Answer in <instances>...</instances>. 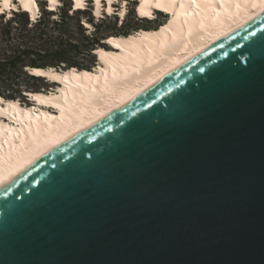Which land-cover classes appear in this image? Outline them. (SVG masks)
Returning <instances> with one entry per match:
<instances>
[{
	"label": "water",
	"instance_id": "95a60500",
	"mask_svg": "<svg viewBox=\"0 0 264 264\" xmlns=\"http://www.w3.org/2000/svg\"><path fill=\"white\" fill-rule=\"evenodd\" d=\"M0 264H264V12L9 179Z\"/></svg>",
	"mask_w": 264,
	"mask_h": 264
},
{
	"label": "bare ground",
	"instance_id": "6f19581e",
	"mask_svg": "<svg viewBox=\"0 0 264 264\" xmlns=\"http://www.w3.org/2000/svg\"><path fill=\"white\" fill-rule=\"evenodd\" d=\"M0 0V13L21 8L35 17L37 0ZM86 0H72L74 8ZM112 10L113 0H93L95 14L101 2ZM50 9L58 0H47ZM137 14L154 18V10L167 14L157 27L111 35L108 47L99 46L92 69L53 66L31 67L45 77L49 90H28L31 102L0 96V190L25 172L56 143L112 105L146 87L170 66L264 12V0H138ZM123 15L122 11L120 12Z\"/></svg>",
	"mask_w": 264,
	"mask_h": 264
},
{
	"label": "trees",
	"instance_id": "16d2710c",
	"mask_svg": "<svg viewBox=\"0 0 264 264\" xmlns=\"http://www.w3.org/2000/svg\"><path fill=\"white\" fill-rule=\"evenodd\" d=\"M60 2L58 7L49 9L41 1L42 9L34 18L21 8L11 10L8 18L7 12L0 13V96L25 98L28 90H38L24 83V80L46 81L45 77L30 73L31 67L91 69L96 63V47L105 46L104 41L111 34L126 35L132 31L130 25L121 22L119 31L112 32L110 21L117 28L118 14L103 11L96 16L91 1L80 8H73L71 0Z\"/></svg>",
	"mask_w": 264,
	"mask_h": 264
},
{
	"label": "rangeland",
	"instance_id": "374dc122",
	"mask_svg": "<svg viewBox=\"0 0 264 264\" xmlns=\"http://www.w3.org/2000/svg\"><path fill=\"white\" fill-rule=\"evenodd\" d=\"M41 1L44 2L45 4H47L48 2L46 0H37L36 5L37 8L40 10L42 9L41 7ZM88 1H91V4H93V0H86L85 3L87 4ZM114 3L112 5V10L110 12L107 11V2H101V7H100V13L99 14H95L94 12V4H93V13L96 16H101V13L103 11H105L106 13H117L118 17H117V28L112 27V21H110V26L109 28L112 30V32H118L119 29L121 28V22H123V25H130L132 27V31H135L136 29H134L136 26L138 27L137 29L140 28H152V27H157L160 24L164 23L167 20V14L166 13H155L154 14V18H151V20H144V19H138L135 15L137 14V8H138V1H131V0H113ZM12 2H15L16 4H18V0H13ZM72 2V0H71ZM134 3V4H133ZM61 4L60 0H58V6ZM132 4L134 5V10H132ZM73 5V2H72ZM56 6V7H58ZM48 9V8H47ZM103 9V10H102ZM117 10V11H116ZM123 13V15H121V12ZM38 15V13L35 14V17ZM9 16H11V13H7L6 17L8 18ZM84 16V15H82ZM138 16V14H137ZM53 17H56L53 16ZM140 17V16H139ZM145 18V17H144ZM84 20V19H83ZM106 24H109V20L106 21ZM89 25V24H88ZM90 26V25H89ZM114 35V34H111ZM102 46V45H100ZM99 47V46H98ZM96 47V49L98 48ZM103 47H108V46H103ZM96 58V56H95ZM24 83H26L27 86H32L34 88L37 89H45V90H49V88H52L53 85L49 84V82L46 80L44 81H27L24 80ZM15 99H19V101L23 104V105H30L31 102L25 97H16Z\"/></svg>",
	"mask_w": 264,
	"mask_h": 264
},
{
	"label": "snow or ice",
	"instance_id": "6c2138e0",
	"mask_svg": "<svg viewBox=\"0 0 264 264\" xmlns=\"http://www.w3.org/2000/svg\"><path fill=\"white\" fill-rule=\"evenodd\" d=\"M4 7L5 8L9 7V4H8L7 0H5Z\"/></svg>",
	"mask_w": 264,
	"mask_h": 264
}]
</instances>
